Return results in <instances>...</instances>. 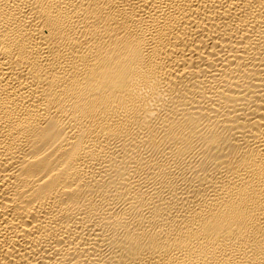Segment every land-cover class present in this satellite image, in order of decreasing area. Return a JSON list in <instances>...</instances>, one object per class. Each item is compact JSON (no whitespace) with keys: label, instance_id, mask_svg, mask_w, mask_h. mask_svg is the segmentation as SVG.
<instances>
[{"label":"bare ground","instance_id":"6f19581e","mask_svg":"<svg viewBox=\"0 0 264 264\" xmlns=\"http://www.w3.org/2000/svg\"><path fill=\"white\" fill-rule=\"evenodd\" d=\"M0 264H264V0H0Z\"/></svg>","mask_w":264,"mask_h":264}]
</instances>
